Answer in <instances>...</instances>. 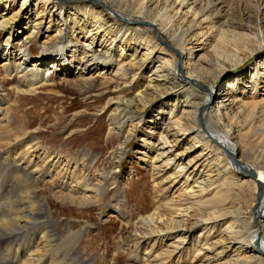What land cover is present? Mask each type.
<instances>
[{"label":"bare ground","instance_id":"bare-ground-1","mask_svg":"<svg viewBox=\"0 0 264 264\" xmlns=\"http://www.w3.org/2000/svg\"><path fill=\"white\" fill-rule=\"evenodd\" d=\"M60 1L0 0L2 75L16 98L49 91L53 72L80 86L93 76L120 81L122 88L100 94L108 97V143L118 142L108 159L116 166L141 133L135 153L152 193L137 215L118 211L121 192L114 198L112 213L132 232L130 264H264V0ZM142 23L185 56L163 49ZM38 39L42 56L54 49L57 57L32 61L26 45ZM259 53L248 74L211 90L217 76ZM1 93L0 246L14 255L5 264H95L82 243L90 226L54 218L53 205L77 215L99 205L108 187L117 188L111 171L95 152L69 158L41 145ZM25 230L36 241L32 252L20 251ZM62 234L76 239L64 255Z\"/></svg>","mask_w":264,"mask_h":264},{"label":"rangeland","instance_id":"rangeland-1","mask_svg":"<svg viewBox=\"0 0 264 264\" xmlns=\"http://www.w3.org/2000/svg\"><path fill=\"white\" fill-rule=\"evenodd\" d=\"M57 2L62 3L60 0H57ZM32 3L34 2L32 1ZM69 10L70 12L74 10L72 5L69 6ZM142 26L145 27V29H149V25L147 24L142 23ZM26 33L28 32H25V34ZM146 33L149 38L159 43L163 49L175 53L174 55L180 58L181 55L185 56V53L182 54L180 51H174L171 48V43H167L166 36H163V39L160 40L156 31L149 29ZM25 34H22L21 37ZM42 41V39H38L36 44L33 42L27 43L26 46L30 47V58L32 61L38 59L46 61L49 58L53 59L57 57L56 55L58 53H55L57 50L54 49L48 51L47 55H50L49 57L41 55L47 52L40 51L41 46L39 44ZM209 43H211V40ZM52 45L53 44H48L47 46L51 47ZM187 45H189V43ZM130 46H133V44ZM196 46L197 45H195V47ZM199 46H204L205 48L208 46L209 51L210 45L204 44ZM3 49L4 42L0 41L1 53H3ZM141 50L142 47L140 48L139 46V51ZM59 53H61V51ZM196 53L198 57H207V51L205 52V50H197ZM53 54H55V56ZM262 54L264 55V53ZM262 54L259 53L253 58L245 60L237 69L230 68L217 76L210 86L211 90L213 92L224 90L229 84V78H233L237 74H248L249 68ZM1 62L2 60H0V63ZM47 62L50 61L47 60ZM60 63H63V60L60 61ZM2 74V67L0 66V83L4 86L2 89L3 92L0 93L10 104L16 103V107L9 114L17 116V125L25 121V123L29 124L31 131L33 129L36 130L33 131L36 132L38 137L37 141L41 143V145L50 148H58L65 157L72 158L78 157V155L81 157L88 153V151L92 153L95 152L99 158L101 168L104 169L103 172L108 173L111 171L112 178H114L117 183L116 189L108 187L99 205L83 208L84 210L82 209L81 213L78 215L74 214L75 210H72L71 214L66 210L60 212V210L57 209L59 208V203L56 202L57 204L53 205L55 209L53 217L59 220L67 219L66 221L75 223V228L81 225L82 221L84 224L90 226L87 228L82 243L89 248V251H86V255L95 256V264H130L131 260L129 257L133 247L131 245L128 247L127 245L129 244V237L132 236L131 229L126 226H121L118 216L112 212H115V209L119 208V210H117L122 212V214L133 213L137 215L139 209L150 204L152 193L147 174L148 170L143 165L140 155L135 153L137 147H139L137 143H139V139L142 138L141 133L136 131L132 138H129L125 150L120 153L122 159L120 162L117 161L116 166L111 168L108 159L110 147H117L118 142L113 141L111 145L108 143L109 139L106 136V122L103 115V108L108 97L107 95L101 96L100 94L113 91L115 88H122L120 81L117 82L110 79V77L93 76V78H90L86 83L80 86L75 81L70 80L71 78L63 77L53 72L49 76L53 83V85L49 86V91L41 90L40 93L36 92L16 98L9 89L11 88L12 82H10L8 78H3ZM139 80L140 82L143 81V77ZM142 83L143 82H141L140 85ZM192 85L196 87L199 86L198 83ZM83 86L88 90L86 95L81 91ZM196 87L195 91H203V85H201L199 89ZM109 95L110 94H108V96ZM159 100L160 99L155 100V104L158 103ZM97 130H100V135L97 134ZM124 139L125 136H120V142H123ZM91 142H96L94 147H91ZM258 152L264 153V149L258 150ZM120 154L118 153V155ZM118 191L125 196L126 203L125 205L119 203L117 207L115 206L116 203L114 202V198ZM64 226L65 223L60 228L62 229ZM23 232L20 235L22 238L20 236L18 238V242L21 241L22 243L20 244V251H34V242L36 241L33 240L34 236L32 232L29 230ZM63 232H65V230H63L62 233ZM59 241L60 246L58 251L61 255H64L73 246L76 239L74 237H68L67 234H62ZM31 246L34 247L32 248ZM3 249L4 247L0 246V264H5L7 259L14 257V255L9 256ZM75 263L79 264L75 260L68 262V264Z\"/></svg>","mask_w":264,"mask_h":264}]
</instances>
